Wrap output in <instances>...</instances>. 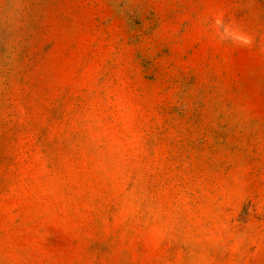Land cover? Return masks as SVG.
<instances>
[{"label": "rangeland", "instance_id": "rangeland-1", "mask_svg": "<svg viewBox=\"0 0 264 264\" xmlns=\"http://www.w3.org/2000/svg\"><path fill=\"white\" fill-rule=\"evenodd\" d=\"M0 264H264V0H0Z\"/></svg>", "mask_w": 264, "mask_h": 264}]
</instances>
